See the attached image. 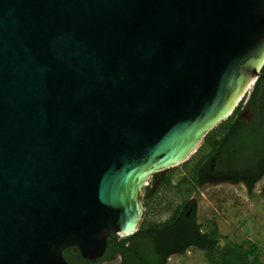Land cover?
Here are the masks:
<instances>
[{"label": "water", "instance_id": "obj_1", "mask_svg": "<svg viewBox=\"0 0 264 264\" xmlns=\"http://www.w3.org/2000/svg\"><path fill=\"white\" fill-rule=\"evenodd\" d=\"M263 67L264 0H0V264L135 233Z\"/></svg>", "mask_w": 264, "mask_h": 264}, {"label": "trees", "instance_id": "obj_2", "mask_svg": "<svg viewBox=\"0 0 264 264\" xmlns=\"http://www.w3.org/2000/svg\"><path fill=\"white\" fill-rule=\"evenodd\" d=\"M261 73L263 77L256 82L250 98L253 102V118L250 123L238 126V117L244 107L243 99L225 120L207 133L194 154L183 163L186 173L177 184H171L170 180L174 167L168 169L159 182L155 180L159 173L152 176L145 188V212L156 189L171 186L182 197L180 204L174 207L166 220L146 222L143 219L135 233L120 238L118 243L115 241L118 235L110 233L107 237V250L96 259L84 258L76 248L77 254L66 248L63 256L67 261L70 264H94L110 258L114 251H119L126 264H166L171 254L198 248L204 251L209 264H262L254 248H245L231 241L221 245L217 227L206 226L203 231L196 221L194 210L186 216L185 206L195 187L203 183L204 173L212 172L213 157H216L215 168L221 166L219 153H222L224 162L229 165L228 174L235 176V180L242 181L249 191L264 176V67ZM191 159L192 164L187 165Z\"/></svg>", "mask_w": 264, "mask_h": 264}, {"label": "rangeland", "instance_id": "obj_3", "mask_svg": "<svg viewBox=\"0 0 264 264\" xmlns=\"http://www.w3.org/2000/svg\"><path fill=\"white\" fill-rule=\"evenodd\" d=\"M192 162L193 159L187 165ZM174 168L170 179L173 185L186 173L183 163ZM154 193L144 214L146 222L166 220L182 200L171 186L156 189ZM189 198L196 202L195 217L203 231L206 226H216L221 245L231 241L245 248H254L260 263L264 264V176L254 184L251 191L242 181H204L195 187ZM103 264H121V258L117 254ZM166 264L209 263L204 251L190 248L182 253L171 254Z\"/></svg>", "mask_w": 264, "mask_h": 264}, {"label": "flooded vegetation", "instance_id": "obj_4", "mask_svg": "<svg viewBox=\"0 0 264 264\" xmlns=\"http://www.w3.org/2000/svg\"><path fill=\"white\" fill-rule=\"evenodd\" d=\"M263 77L262 73L261 75L259 76L258 80ZM257 80V81H258ZM256 84V83H255ZM255 90V85L254 87L251 89L249 95L245 98V101H244V107H243V111L242 113L239 115V120L240 122L238 123V126H242V125H247L248 123L251 122L252 118H253V112L251 113V115L249 114L250 111H252V106H253V102H251L250 98L252 96V93L253 91ZM227 153H229V151H227ZM219 161L222 162L221 166L215 168V161H216V157H213L212 158V165H211V170L212 172L208 173L207 171L204 173V181H220V180H235V176L233 175H230L228 174V171H230V168H229V165L227 164V162H224V159H223V156H222V153H219ZM164 176V173H159L156 175L155 177V180L157 182L161 181L162 178ZM152 180V178H151ZM150 180V181H151ZM203 181V182H204ZM150 183V182H149ZM154 188H156V185L154 186ZM146 190V189H145ZM185 206L187 207V212H186V216H189L190 212L192 210H194L195 212V208H196V202L195 200H193L192 198H188L185 202ZM124 236H118V238L115 239V241L118 243L119 242V239L122 238ZM129 242V241H128ZM108 246V245H107ZM106 250H107V247H106ZM105 250V251H106ZM69 252L71 253H74V254H77V250L74 248V247H70L69 248ZM119 255L120 258H121V264H126L124 262V258L122 256V254L119 252V251H114L112 254H111V257L112 256H115V255ZM110 257V258H111ZM110 258H106L104 259L103 261L99 262V263H94V264H103L104 262H106L107 260H110Z\"/></svg>", "mask_w": 264, "mask_h": 264}]
</instances>
